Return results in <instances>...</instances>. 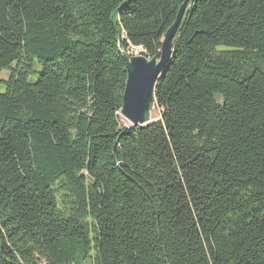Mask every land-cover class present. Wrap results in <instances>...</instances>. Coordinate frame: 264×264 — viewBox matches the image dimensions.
<instances>
[{"label": "trees", "instance_id": "16d2710c", "mask_svg": "<svg viewBox=\"0 0 264 264\" xmlns=\"http://www.w3.org/2000/svg\"><path fill=\"white\" fill-rule=\"evenodd\" d=\"M184 2L0 0V264H264V0H189L119 115Z\"/></svg>", "mask_w": 264, "mask_h": 264}, {"label": "water", "instance_id": "95a60500", "mask_svg": "<svg viewBox=\"0 0 264 264\" xmlns=\"http://www.w3.org/2000/svg\"><path fill=\"white\" fill-rule=\"evenodd\" d=\"M188 1L185 0L182 4L173 24L165 32L159 56L149 58L142 54L120 52L125 63L127 79L119 115L126 122V127H145L154 122L151 114L157 108L155 87L168 67L173 52L172 42Z\"/></svg>", "mask_w": 264, "mask_h": 264}, {"label": "rangeland", "instance_id": "374dc122", "mask_svg": "<svg viewBox=\"0 0 264 264\" xmlns=\"http://www.w3.org/2000/svg\"><path fill=\"white\" fill-rule=\"evenodd\" d=\"M142 52H143L142 49H139V48L137 49V48H132L131 47L130 53L133 54V55H135V54H141ZM0 77L3 78V79H5L7 77V73L6 72L2 73L0 75ZM159 117H160V110L155 109L152 112V114H151V118L153 119V121H156L157 119H159ZM122 121H123L124 124H126V122L123 119H122Z\"/></svg>", "mask_w": 264, "mask_h": 264}]
</instances>
